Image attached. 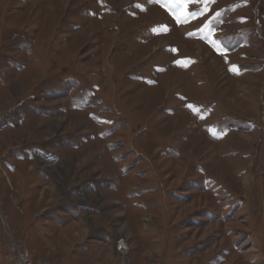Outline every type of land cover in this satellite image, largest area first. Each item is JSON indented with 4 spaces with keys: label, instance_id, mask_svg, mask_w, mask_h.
<instances>
[{
    "label": "rangeland",
    "instance_id": "374dc122",
    "mask_svg": "<svg viewBox=\"0 0 264 264\" xmlns=\"http://www.w3.org/2000/svg\"><path fill=\"white\" fill-rule=\"evenodd\" d=\"M17 247L264 264V0H0V264Z\"/></svg>",
    "mask_w": 264,
    "mask_h": 264
},
{
    "label": "snow or ice",
    "instance_id": "6c2138e0",
    "mask_svg": "<svg viewBox=\"0 0 264 264\" xmlns=\"http://www.w3.org/2000/svg\"><path fill=\"white\" fill-rule=\"evenodd\" d=\"M156 2H159V0H156ZM192 2H193V0H182V6L186 9L188 7V5L190 3H192ZM210 2H214V0H205V3L206 4L207 3H210ZM194 15H195L194 13H191V12H187L186 11V12H184V14L182 16L181 15L175 16V19H176V22L177 23H181V22L187 21L188 18H189V16H194ZM217 16H219V13L217 14ZM162 27H163V29L165 31H167V25H164ZM213 43L215 45L216 44V41H213ZM177 63H182V62L181 61H177ZM189 107L191 108L193 106L189 105Z\"/></svg>",
    "mask_w": 264,
    "mask_h": 264
},
{
    "label": "built area",
    "instance_id": "2783aa9c",
    "mask_svg": "<svg viewBox=\"0 0 264 264\" xmlns=\"http://www.w3.org/2000/svg\"><path fill=\"white\" fill-rule=\"evenodd\" d=\"M18 251L20 250L17 247ZM15 264H33L30 260V255L28 252H25L23 249L19 251V260Z\"/></svg>",
    "mask_w": 264,
    "mask_h": 264
},
{
    "label": "bare ground",
    "instance_id": "6f19581e",
    "mask_svg": "<svg viewBox=\"0 0 264 264\" xmlns=\"http://www.w3.org/2000/svg\"><path fill=\"white\" fill-rule=\"evenodd\" d=\"M125 6V5H124ZM123 6V7H124ZM58 10V9H57ZM36 88V87H35ZM41 126V125H40ZM41 130V129H40ZM73 136V135H72ZM129 249H128V246L127 244L125 243L124 240H120L119 244H118V251L120 252H127Z\"/></svg>",
    "mask_w": 264,
    "mask_h": 264
}]
</instances>
